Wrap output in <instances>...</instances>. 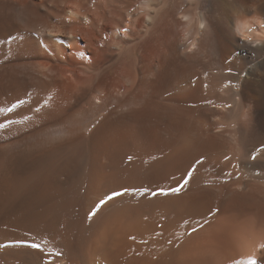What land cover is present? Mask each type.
Listing matches in <instances>:
<instances>
[{
	"label": "bare ground",
	"instance_id": "bare-ground-1",
	"mask_svg": "<svg viewBox=\"0 0 264 264\" xmlns=\"http://www.w3.org/2000/svg\"><path fill=\"white\" fill-rule=\"evenodd\" d=\"M20 101L0 264H264V0H0V109ZM197 159L179 194L87 218Z\"/></svg>",
	"mask_w": 264,
	"mask_h": 264
},
{
	"label": "snow or ice",
	"instance_id": "snow-or-ice-1",
	"mask_svg": "<svg viewBox=\"0 0 264 264\" xmlns=\"http://www.w3.org/2000/svg\"><path fill=\"white\" fill-rule=\"evenodd\" d=\"M23 103V101H20L17 104H13L11 107H8L6 109H0V111H4L7 113H12L16 110V108L19 107V104ZM36 111H39V109H36ZM27 119V118H26ZM17 123V121H13L11 119L5 121V122H0V130H4V129H8L12 124ZM253 159H255V157H253ZM203 164V160L202 159H197L195 161L194 164L190 165L189 168L187 169L186 175L184 176V178L178 182V184L176 186L170 187L168 189H164V188H158V189H149V188H144V189H138V188H134V189H130V188H122L118 191H113L110 192L108 194L105 195V197L103 199H101L93 209L90 210V212L88 213V219L91 220L93 217L96 216L97 212L105 205L107 204L109 201H113L116 200L117 198L123 197L125 195H141V196H148L151 195L153 197L158 196V195H164V196H168L171 194H179L181 192L182 189H184L189 181L192 179V175L193 173L197 170V165H202ZM229 176H231V174H228ZM215 211L219 212V209H216ZM193 232L197 231V229L194 227L192 229ZM131 239L135 240V237H131ZM16 245H23V244H27V246L34 248V249H40V250H44L43 249V242H31L28 243L27 241H16L14 242ZM49 255H54V256H60L62 255V253L59 252H52L49 253ZM236 264H257L256 259L254 258H249L248 260H239L236 261Z\"/></svg>",
	"mask_w": 264,
	"mask_h": 264
}]
</instances>
